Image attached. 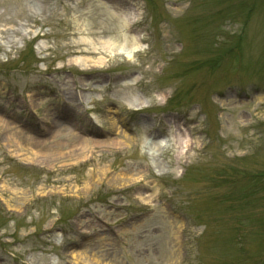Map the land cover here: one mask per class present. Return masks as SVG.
<instances>
[{
	"label": "rangeland",
	"instance_id": "rangeland-1",
	"mask_svg": "<svg viewBox=\"0 0 264 264\" xmlns=\"http://www.w3.org/2000/svg\"><path fill=\"white\" fill-rule=\"evenodd\" d=\"M122 1L130 55L91 51L106 1L0 0V264L264 262V0Z\"/></svg>",
	"mask_w": 264,
	"mask_h": 264
},
{
	"label": "bare ground",
	"instance_id": "bare-ground-1",
	"mask_svg": "<svg viewBox=\"0 0 264 264\" xmlns=\"http://www.w3.org/2000/svg\"><path fill=\"white\" fill-rule=\"evenodd\" d=\"M101 10L104 12V18L111 20L110 23H112V27L114 28L113 30H116V25L121 26L120 29L118 31L115 32V35L110 34L107 31V37L106 38H99L96 40H92V43H88L90 45V47H92L94 50H91L93 52H99L98 50L101 49L102 51H106L109 53H128L129 55L138 49H142L143 46L139 40L138 35H134L129 31V27L131 26V23L133 22V13H135L134 9L130 6H127L124 4V2H116L113 0L109 1V4L105 3V4H100ZM99 20V19H98ZM89 21L88 18L82 20V24L85 25L87 24V22ZM101 21V20H99ZM100 29L107 30L109 29L108 26H104L103 24L99 26ZM101 30V31H102ZM85 59H90V58H83ZM99 60H102L101 58H99ZM88 61V60H87ZM92 61V60H90ZM94 61V60H93ZM90 64V63H88ZM131 79V80H130ZM138 78L136 76H131L130 78H125L123 77L120 81L118 82V84L116 85L117 89L115 90V92H117L118 94H121L122 96H126L129 94V90H128V86L129 84H134L136 82ZM130 80V81H129ZM120 85V86H119ZM124 86V87H122ZM127 91V92H126ZM125 103L127 105H129L130 107H141L143 106V99L141 98H136L134 100L132 99H126ZM113 124L115 123L114 119H112ZM52 123V125H54V135L52 138H56L59 134H65V133H74V125L68 123V121L66 122H50ZM8 127H10V125H7ZM179 127V126H178ZM13 128V127H12ZM182 128H178L179 131H181ZM10 136H12L13 139H18L20 142H26L29 146H33L39 149L38 146L33 145L36 144V138L30 136V135H26L24 133H22L20 130H15L13 132H10ZM52 133V134H53ZM75 134V133H74ZM180 135V134H179ZM145 136V135H143ZM170 138V145L173 143H180V146L182 145H188L189 144V140L185 139V137L180 136L178 137L175 134H172V136L169 137ZM49 138L47 139H42V142L47 141ZM67 139V138H66ZM150 139V140H148ZM34 140V141H33ZM70 142H67V144L72 145V150H75L74 148H84L85 146H87V143H85V139H83L80 136H76V137H71L70 139H68ZM36 141V142H35ZM62 141H65L64 139H60L57 140L56 143H62ZM30 143V144H29ZM108 144L110 145H120L121 142L119 141V139L116 138H109L107 140ZM177 143V144H178ZM167 144V143H165ZM57 145V144H56ZM149 145V146H148ZM142 147H144L143 149H163L164 145H163V141H160V138L157 139H153V138H147V136H145V138L142 140ZM35 149L34 152L37 154L39 153V150Z\"/></svg>",
	"mask_w": 264,
	"mask_h": 264
}]
</instances>
